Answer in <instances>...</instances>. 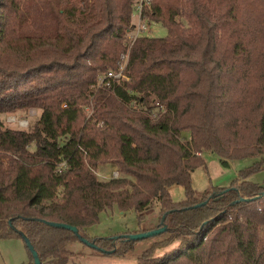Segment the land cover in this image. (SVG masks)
<instances>
[{
	"label": "trees",
	"instance_id": "obj_1",
	"mask_svg": "<svg viewBox=\"0 0 264 264\" xmlns=\"http://www.w3.org/2000/svg\"><path fill=\"white\" fill-rule=\"evenodd\" d=\"M134 5L0 0V115L41 112L27 129L0 121V240L24 233L42 264H84L75 244L125 258L136 241L87 229L115 206L141 224L159 204L167 230L136 264H264V198L240 201L264 192L251 181L264 171V0H152L144 16L168 35L132 43ZM125 54L129 81L97 88ZM205 153L225 167L257 161L200 194L192 173ZM107 162L129 177L99 180Z\"/></svg>",
	"mask_w": 264,
	"mask_h": 264
},
{
	"label": "rangeland",
	"instance_id": "obj_2",
	"mask_svg": "<svg viewBox=\"0 0 264 264\" xmlns=\"http://www.w3.org/2000/svg\"><path fill=\"white\" fill-rule=\"evenodd\" d=\"M137 1L138 0H135L134 5V12L132 18L133 24L136 23V18L134 15ZM145 22L149 25V29L145 34H142L141 37L149 36L154 38H164L168 35L167 29L161 24L154 22L150 23L148 19H146ZM125 64L126 59L122 55L117 69H111L109 70V72H117L118 70V72H120L122 68L127 67ZM124 73L128 78L127 73L125 71ZM105 74L106 73H100L98 79L102 78ZM124 80V82H127L126 79ZM124 82H122V85ZM101 87H103V85H100V83L98 82L97 88ZM131 108L140 109L141 107L139 108L137 104H132ZM158 111L161 113H165V110L163 108H159L154 112V114L158 113ZM40 113L41 112L39 110L31 109L28 112H21L18 114L12 113L0 115V121L5 123L6 127L24 129L20 126L18 120H28L30 125V122L37 119L40 116ZM85 113L88 119L92 116L93 109L88 108L86 109ZM155 116L157 115H153V117ZM11 117L16 118L17 121L14 123H9L8 118ZM185 136L186 135H183V138ZM203 156L206 160L207 167H199L192 173L193 188L200 194L213 191V187H228L231 182L237 177L238 172L241 169L251 166L257 161V159L231 161L230 167H225L222 164L221 159L217 155L212 153H205L203 154ZM113 171L118 172V177L111 176ZM96 175L101 181H108L112 178L129 177L125 173H122L116 164L110 162L100 164L96 170ZM251 181L257 183H264V171L254 175L251 178ZM170 192L172 199L175 202H182L186 199L185 190L182 186L173 185L170 188ZM154 207L155 209L153 213L148 215L143 223L139 224L137 214L134 211L122 212L117 208V206H115L114 208L108 209L105 212L101 213L99 223L88 228L87 233L91 237L115 238L118 237L119 234H121L122 232H137L134 234H138L154 230L152 228L157 227L159 225L162 213L159 204ZM261 236L264 238V227L261 230ZM157 241H159L158 238L152 237L137 240L135 244V249L133 250V252L129 253L125 258L102 254L90 248H83L80 244H75L73 247L74 250H76L77 252H82L84 254V257H86L84 260V264H136L137 255L143 253L146 249L150 248ZM175 245L176 244L165 249L158 250L157 254H163ZM29 259L30 254L26 248L25 242L21 238L15 237L0 240V264H26L28 263Z\"/></svg>",
	"mask_w": 264,
	"mask_h": 264
},
{
	"label": "built area",
	"instance_id": "obj_3",
	"mask_svg": "<svg viewBox=\"0 0 264 264\" xmlns=\"http://www.w3.org/2000/svg\"><path fill=\"white\" fill-rule=\"evenodd\" d=\"M151 1L152 0H138L136 3L135 15H134L136 18V23L134 24V29L130 32V35H129V38L132 40V43L137 38L141 37L142 34H145L149 29V25L145 22L146 18L144 16L143 12H144V8L151 4ZM123 56L126 59L125 65L127 66V63H128L127 60L129 58V55L125 54ZM121 68H122V66H121ZM124 71L126 72V67L122 68V70L118 73L117 72L106 73L102 78L99 79L100 85H107L108 87L115 88V86L121 85L122 82L125 81L124 79H126L128 81L129 78L126 77V74L124 73ZM16 121H17V119L14 117L8 118L9 123H14ZM18 123L24 129L29 127V121L28 120H18ZM64 166H65V163L60 164V168H62ZM118 175H119L118 172L113 171L111 176L118 177Z\"/></svg>",
	"mask_w": 264,
	"mask_h": 264
},
{
	"label": "water",
	"instance_id": "obj_4",
	"mask_svg": "<svg viewBox=\"0 0 264 264\" xmlns=\"http://www.w3.org/2000/svg\"><path fill=\"white\" fill-rule=\"evenodd\" d=\"M264 198V192L254 198H251V199H244V198H241L240 201H256V200H259V199H262ZM207 202H203L202 204H198L196 205L195 207H200V206H203V205H206ZM164 220V219H163ZM48 225L50 226H53V227H57V228H64V229H68V230H71L73 231L77 236L80 237L81 241L85 244H87L88 246H90L91 248H95V249H98V250H101L103 252H107L106 250L104 249H101L100 247L97 246V244L95 242H90L88 241L87 239L83 238L80 233H79V229L76 227V226H73L71 224H65V223H57V222H46ZM167 230V226L166 225H163V226H159L157 227L156 229L154 230H151V231H148V232H144V233H138V234H126V235H121V236H118V237H115L114 239L115 240H118L119 238L123 237L125 239H128V240H133V241H137V240H142V239H147V238H150V237H153V236H156V235H159V234H162L164 233L165 231ZM21 235L27 245V247L29 248V250L31 251L33 257H34V264H42L41 263V259L37 253V251L35 250L33 244L31 243L30 239L24 234L21 232Z\"/></svg>",
	"mask_w": 264,
	"mask_h": 264
}]
</instances>
